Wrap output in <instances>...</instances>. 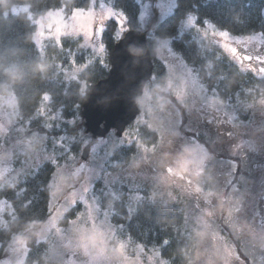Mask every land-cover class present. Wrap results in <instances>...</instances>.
I'll list each match as a JSON object with an SVG mask.
<instances>
[{"label": "trees", "instance_id": "16d2710c", "mask_svg": "<svg viewBox=\"0 0 264 264\" xmlns=\"http://www.w3.org/2000/svg\"><path fill=\"white\" fill-rule=\"evenodd\" d=\"M157 1L102 0L124 15L125 29L121 31L115 20L108 21L102 38L105 51L99 52L83 47L82 39L74 37H62L59 42L46 41L39 48L33 38L36 27L30 17L25 13H5L13 5L28 4L37 19L45 14V10L59 8L62 0H0V96H13L18 109L15 129L6 138H0V146L9 147L23 139L30 142L32 149L48 154L56 161L49 160L33 170L22 168L23 156L15 154L13 157V168L20 173L0 185V259L11 241L21 236L27 253L20 264H49L46 257L50 238L40 241L35 232L49 216L51 179L57 163L60 166L67 155H79L84 141L91 138L83 126L82 104L95 83L108 76L111 51L127 31L139 30L146 35L154 62L153 76L144 94L152 98L155 112L161 109L162 101H170L179 111L182 126L188 119L187 105L179 102L172 91L166 90L173 80L163 63L157 60L158 48L165 41L184 60L201 86L218 87L220 96L228 103L235 105L236 101H242L247 104L264 99V80L252 72L242 71L212 41L210 31H227L231 36L241 38L256 34L264 37V0H175L168 14L161 16L151 7L142 18L143 5ZM64 2L69 7L74 2L81 8L92 7L95 3L94 0ZM191 19L193 26L187 27ZM209 25L214 28L209 29ZM202 31L208 34L204 38L200 37ZM69 49L77 61L75 66L68 63ZM46 92L51 96L50 101L42 99ZM43 125L47 126L46 136ZM128 130H133L132 141L121 144L108 155L104 166L106 175L117 172L142 149L158 142V134L148 125L136 126L134 122L126 132ZM109 134L115 135V131ZM101 186L102 181L94 186V195ZM128 188H118L116 197L104 188L101 190L104 194L99 205L110 209L117 240L145 250H156L160 256L162 252L165 264H193L196 241L194 233L185 226L182 206L159 200H140L130 210L126 204ZM80 209V204L68 209L59 225L65 227L67 221L78 216ZM165 240L171 243L165 246Z\"/></svg>", "mask_w": 264, "mask_h": 264}, {"label": "rangeland", "instance_id": "374dc122", "mask_svg": "<svg viewBox=\"0 0 264 264\" xmlns=\"http://www.w3.org/2000/svg\"><path fill=\"white\" fill-rule=\"evenodd\" d=\"M97 1L94 0L95 3L91 7L95 9L94 12L78 14L76 25L66 23L58 12H47L36 19L31 14L28 4L13 5L5 13L6 15L25 13L30 17L36 27L33 38L39 48L46 41L59 42L62 37H74L82 39L83 47L102 52L101 40L98 36L90 38V28L93 22L102 23L111 14V9L115 8L104 4L102 0L96 4ZM174 3L175 0H158L151 5L145 3L141 17L144 18L151 7L161 16L166 15L173 9ZM124 22L125 20L123 25ZM193 23V19L188 20L187 27L193 26ZM76 28L88 30V36L84 38L68 35ZM124 29L120 27L121 31ZM210 31L212 41L220 48L223 47L225 53L229 50L234 51L232 46L247 48L249 55H252V50L264 48V37L257 34L248 38L236 36L222 38L219 32ZM207 35L206 31L200 32L202 38ZM236 38H241V42L237 43ZM157 60L163 63L173 80L169 90L176 95L179 102L186 103L189 119L182 126L178 109L176 110L168 100L162 101L161 109L155 112L152 98L144 94L137 101L141 114L135 124L148 125L158 134L155 146L142 149L123 168L107 175L104 166L109 159L108 155L121 144L130 143L133 130H128L119 139L114 134H108L105 138H87L79 155L74 158L72 154L64 157L61 165L55 168L51 179L52 195L49 210L51 216H48L35 232L40 241L50 238L46 257L49 264H165L158 251L145 250L141 246L117 240L115 226L111 223L110 209H103L99 205L103 188L114 194L115 190L127 185L129 186L126 192L127 205L130 210L142 198H148L152 202L151 199L154 197L170 205L173 202L182 206L185 226L194 233L196 241L193 264H264V231L258 229L253 231L248 223L264 221V139L257 142V137L251 135L254 130L264 127V106L259 104L261 100L242 105L241 108L248 118L247 121L240 123L239 135L242 140L233 144L234 154L241 158L242 170L246 172L245 175L240 174L243 186L222 193L219 178L214 181L213 173L205 172V175L211 177L209 184L201 183L202 177L197 175L202 171L203 162L212 161L219 166L223 165L222 162L209 160L203 148L193 147L188 130H192L195 125L196 129L202 130L205 112L209 115L216 113L224 117L225 124L235 127L238 124L233 111L235 108L214 100H210V108L205 102L207 96L201 89L197 77L188 69L180 55L171 49L169 42L165 41L160 45ZM248 69L249 65L245 63L242 70L251 72ZM17 110L13 96H0V138H6L14 131ZM194 110L197 111V115L194 114ZM209 130L220 138L230 133H224L225 127L221 129L222 131L219 130L221 133L214 127ZM87 144H90L91 152L89 159L84 161L81 155ZM182 146L187 147L184 154L175 158ZM15 154L23 156L22 168L25 169L34 170L49 160L55 161L48 154L32 149L30 142L23 139L9 147L0 146V185L20 173L13 168ZM81 165L83 167H80ZM180 165H183V168ZM169 168L172 169L171 173L167 171ZM236 170L234 164L228 168L232 176ZM225 172L226 170H222L219 173ZM99 181L103 182L101 186L103 188L100 187L94 195V186ZM72 185H75V188ZM144 187L154 194L145 193L142 190ZM197 188L201 189L199 193H196ZM209 192L213 195L209 196ZM143 193L148 195L145 196ZM74 201L79 203L74 205ZM79 204L81 209L78 216L67 221L65 227L60 226L59 220L68 209ZM241 204L243 211L239 214L235 208ZM239 216L243 220L238 219ZM21 238L16 236L11 241L0 259V264H20L24 260L27 249ZM237 249L240 250L241 256L237 254Z\"/></svg>", "mask_w": 264, "mask_h": 264}, {"label": "water", "instance_id": "95a60500", "mask_svg": "<svg viewBox=\"0 0 264 264\" xmlns=\"http://www.w3.org/2000/svg\"><path fill=\"white\" fill-rule=\"evenodd\" d=\"M146 35L129 30L117 40L109 60L108 76L95 83L82 104L85 132L93 139L105 138L115 131L120 138L139 117L138 99L143 96L154 72ZM90 144L84 146L81 158L89 159Z\"/></svg>", "mask_w": 264, "mask_h": 264}, {"label": "flooded vegetation", "instance_id": "af4514ba", "mask_svg": "<svg viewBox=\"0 0 264 264\" xmlns=\"http://www.w3.org/2000/svg\"><path fill=\"white\" fill-rule=\"evenodd\" d=\"M252 55L253 56H264V48H261L260 50H252ZM198 83H199V81H198ZM199 85L201 86L200 83H199ZM201 87H202L201 89L204 90V93L206 94V96L209 97L210 93L207 91L206 87H204V86H201ZM213 87L214 86L210 87V89ZM211 100H214L216 102L217 101L222 102L223 104L228 105V107L230 106V107L235 108V109H233V111H234V114L238 117L236 119L238 124L235 127H232L230 124H225L223 122L224 117H221L220 115L218 116V115H216V113H214L213 115H209L205 112V113H203V115L204 116L206 115L207 117L209 115V117L207 119V117L205 116V118L202 119V125L204 126L202 128V130L196 129L197 126L195 125V126H193L192 130H190V129L188 130V132H189L188 137L190 138V140H191L190 142H191V145L193 147L202 148L201 146H203V149H207L206 153L208 154L209 160L215 159L219 162H222L223 165L219 166L218 163H217V165H215L214 163H212V161H208L207 163H205V165H207L205 172L209 171V172L213 173L214 178H215L214 181H216V178H219L218 183L221 185V189H222L221 191H222V193H226V192H230L231 190L233 191L234 187L242 188V186H243V183L240 180V176L245 175L246 172L242 170L241 158L239 156H237L236 154H234L233 144L238 140H242V137L240 138V135H239L241 132L240 123L242 121H247L248 115L244 112V109L241 108L243 105L242 101H240V102L236 101L235 105H233L231 103H227L225 101H222L219 98H212ZM193 112L195 115H197L196 110H194ZM208 120H209V123H208ZM213 127L216 128L218 131L221 130L223 127H225L224 133L230 132L231 136L226 135L225 137H221V138L219 136L217 137L215 134H212L211 131L209 130V129H213ZM221 131H219V132L221 133ZM208 133H210V134H208ZM209 153H210V155H209ZM232 164L236 165V169H237L236 173L233 176L228 171V168L231 167ZM148 165H149V163H148ZM222 170H224V171L226 170V172L225 173H219ZM202 171H203V168H202ZM200 173H197V175L201 177ZM212 178H213V176H212ZM207 184H209V181ZM127 190H129V188ZM142 190L145 193L154 194V192H152L149 189H145V190L142 189ZM145 193H143V194L145 196H147L148 194H145ZM113 195L116 197V190H115V193ZM141 200H146V201L150 202V200H148V198H142ZM155 200L162 201V199H160L158 197H156V198L154 197L153 199H151L152 202ZM126 204H127V201H126ZM174 204L175 203L171 202V205L174 206Z\"/></svg>", "mask_w": 264, "mask_h": 264}, {"label": "snow or ice", "instance_id": "6c2138e0", "mask_svg": "<svg viewBox=\"0 0 264 264\" xmlns=\"http://www.w3.org/2000/svg\"><path fill=\"white\" fill-rule=\"evenodd\" d=\"M111 9V8H110ZM95 9L94 8H81V7H76L74 2L72 4L71 7H69V5L67 3L64 2V0H62V2L59 5V8L53 7V8H49L47 10H45L44 12H52V13H60V15H62L66 21V23L71 22L72 25H76V20H77V16L78 14L81 13H90V12H94ZM125 17H123V15L121 13L116 12L114 9H111V14L108 15L102 23H96L93 22V24L91 25L90 28V33H91V39H94L95 37H99L101 40V44L102 43V38H103V33L105 31V24L108 20H116L117 25L119 27H123V21H124ZM191 22V21H190ZM214 28V26L209 25V29ZM219 33L221 34V37L223 38L224 36L226 37H230L232 34L227 32V31H219ZM63 33L61 32L60 35H62ZM89 32L86 29H81V28H76L75 30H73L72 33H68V35H77L80 37H86L88 36ZM236 42L240 43L241 42V38H236ZM60 48L63 49V43L60 44ZM223 48V47H222ZM234 51L229 50L228 52H226L238 65V67L242 70L243 69V65L245 63H247L249 65V69L248 71H251L253 73V75L258 76L260 79L264 80V56H253V55H249L248 54V49L247 48H237V47H233ZM224 50V48H223ZM102 51H105V48L103 47ZM225 51V50H224ZM68 63H70L71 65L75 66L77 61L74 57L71 56V49H69V59H68ZM258 65V66H253V65ZM209 67H212V65H209ZM243 71V70H242ZM209 75H211V73H209ZM205 87L207 88V91L210 93V96L206 98L205 102L208 104V106L211 108V104H210V100L212 98H219L223 101H226L228 103L227 100L223 99L220 96L219 93V88L218 87H213V88H208L207 85H205ZM171 88V83L169 82L166 90ZM235 95L238 97L239 93H235ZM43 100L45 101H50L51 100V96L49 93H45L42 97ZM259 104L261 106H264V100L259 101ZM238 118V117H237ZM29 124L31 125V121H29ZM44 127V133L43 135H47V126L43 125ZM31 130H29V134H31ZM38 132V131H37ZM40 133V132H38ZM251 135H255L257 137V142H259L261 139H264V127H260L256 130L253 131V133ZM229 136H231V133H229ZM203 148V146H201ZM187 147H181L179 149V154L175 156V158H179V156L184 154V150ZM45 151L47 150V148L44 149ZM205 151H207V149H204ZM69 153H71V149H68ZM210 155V153H209ZM74 158V156H73ZM134 158V157H133ZM132 158V160H133ZM57 168H58V163H57ZM80 167H83L82 165ZM181 168H183V165H180ZM207 165H205V163L203 162V171L200 173L202 180L201 183H205L207 184L208 181L211 179L210 176L205 175V170H206ZM167 171L169 173L172 172V169L169 168L167 169ZM182 178V177H181ZM73 188H75V185H72ZM201 191L200 188H197L196 193H199ZM209 196L213 195L212 192L208 193ZM74 205L76 203H79V201H74L73 202ZM113 207H115V204L113 205ZM235 211L237 213H241L243 211V207L242 204L241 205H237L235 208ZM49 216H51V213H49ZM238 219L243 220L240 216L238 217ZM73 222V221H72ZM31 223V222H30ZM253 231H256L257 229L259 231H264V221L260 222V223H255V222H248ZM109 228H111L109 226ZM116 234V233H115ZM127 239H131V237H128ZM164 245L167 246L168 244L171 243V241L169 240H165ZM161 256L163 257V253L161 252Z\"/></svg>", "mask_w": 264, "mask_h": 264}]
</instances>
